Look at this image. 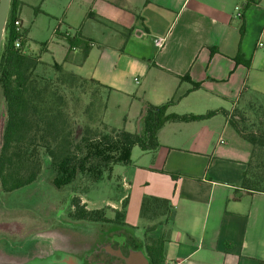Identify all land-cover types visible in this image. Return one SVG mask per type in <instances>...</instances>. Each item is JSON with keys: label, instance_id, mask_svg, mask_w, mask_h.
<instances>
[{"label": "crops", "instance_id": "0c3cea01", "mask_svg": "<svg viewBox=\"0 0 264 264\" xmlns=\"http://www.w3.org/2000/svg\"><path fill=\"white\" fill-rule=\"evenodd\" d=\"M246 1L42 0L41 8H33L34 13L44 12L58 21L54 42L43 46L49 58L31 53L98 80L111 88L108 97L114 94L121 102L136 101L130 131L141 127L145 102L160 104L175 94L180 98L168 107V113L226 111L206 119L167 121L157 133L160 145L156 149L133 146L130 163L122 164L119 176L121 186L133 194L120 197L119 204H105L120 210L131 195L139 206L147 195L169 200V217L146 232L149 222L145 220L144 232L139 233L164 238V264L264 260V193L241 188L251 147L229 122L235 110L244 111L253 104L264 107V0ZM18 2L29 41L21 6L31 3ZM104 20L111 24V31L98 25ZM76 31L93 41L84 58L81 49L70 48L64 37ZM157 37L162 39L160 46L154 44ZM192 82L199 87L191 89ZM213 99L229 107L214 106Z\"/></svg>", "mask_w": 264, "mask_h": 264}, {"label": "trees", "instance_id": "16d2710c", "mask_svg": "<svg viewBox=\"0 0 264 264\" xmlns=\"http://www.w3.org/2000/svg\"><path fill=\"white\" fill-rule=\"evenodd\" d=\"M256 1L247 0L246 4ZM18 3V0H10L0 51V93L5 103L0 143L1 191L10 192L29 185L45 169L53 172L52 182L57 188L80 175L99 181L104 173H110L113 165L130 163L133 146L141 150L156 149L160 145L157 133L165 122L200 120L218 112L226 114L223 109L203 114L168 113V107L180 98L175 94L160 104L145 102L139 116V129L129 131L105 123L103 114L111 88L30 53L27 29L18 32L14 26L19 17ZM64 37L70 48L81 49L83 58L93 44L77 31L71 35L65 33ZM235 60L247 65L239 58ZM181 78L190 80L188 76ZM199 85L192 82L191 89ZM250 108L257 109L254 120L249 121L245 110H235L229 122L251 147L241 188L249 193H264V107L253 104ZM70 201L71 216L75 219L125 224V200L120 210H114L113 217L107 216L103 208L87 209L77 195ZM171 209L168 199L144 196L140 215L149 222L145 230H152L161 219L166 220ZM144 247L155 264H164V238L145 236ZM257 264H264V260Z\"/></svg>", "mask_w": 264, "mask_h": 264}, {"label": "rangeland", "instance_id": "374dc122", "mask_svg": "<svg viewBox=\"0 0 264 264\" xmlns=\"http://www.w3.org/2000/svg\"><path fill=\"white\" fill-rule=\"evenodd\" d=\"M25 1L31 3L21 6V15L30 36L27 50L30 53L43 54L45 43L54 42L53 30L58 17L44 12L34 13L33 8H41L42 0ZM101 23L98 25L102 29L111 31L108 21ZM42 56L45 60L49 58L48 53ZM82 100H85L84 96ZM222 103L229 107V103ZM222 103L219 99H213L211 104L218 106ZM238 104L242 107V99ZM136 106V101L121 102L116 100L114 94H110L107 97L104 121L119 128L133 130ZM177 110L183 109L178 107ZM256 110L250 106L245 108L246 115L250 117L249 121L255 119ZM4 122L5 103L0 93V143ZM122 167V164L113 165L110 173H104L96 182L91 176L80 175L60 188L55 187L52 182L53 172L45 169L35 182L27 186L10 192L0 191V264H104L110 260L103 253L105 242L111 237L115 240L113 234L119 232L126 233L128 237H133L144 245L147 235L139 233L143 231L142 223L145 225L146 221L140 215V206L135 202V195L130 196L129 203L126 198L128 217L125 224L92 222L71 216L73 208L70 200L74 195L79 196L89 209L103 208L109 216H113L114 210L105 205L106 202L119 204L120 197L133 194L121 186L119 176L122 174ZM112 260L115 261V258Z\"/></svg>", "mask_w": 264, "mask_h": 264}, {"label": "flooded vegetation", "instance_id": "af4514ba", "mask_svg": "<svg viewBox=\"0 0 264 264\" xmlns=\"http://www.w3.org/2000/svg\"><path fill=\"white\" fill-rule=\"evenodd\" d=\"M113 235L116 237L115 240L111 237L105 242L103 253L109 256L110 260L104 264H155L145 251L144 245L140 246L135 238L128 237L125 233Z\"/></svg>", "mask_w": 264, "mask_h": 264}, {"label": "water", "instance_id": "95a60500", "mask_svg": "<svg viewBox=\"0 0 264 264\" xmlns=\"http://www.w3.org/2000/svg\"><path fill=\"white\" fill-rule=\"evenodd\" d=\"M9 4L10 0H0V51L3 42Z\"/></svg>", "mask_w": 264, "mask_h": 264}, {"label": "built area", "instance_id": "2783aa9c", "mask_svg": "<svg viewBox=\"0 0 264 264\" xmlns=\"http://www.w3.org/2000/svg\"><path fill=\"white\" fill-rule=\"evenodd\" d=\"M14 26L16 31L21 32L22 31V24H21V20L19 19V17L14 21ZM154 44L156 46H160L162 44V39L159 37L154 39ZM16 46H19V43L16 42L15 43ZM179 262H170V263H165V264H178Z\"/></svg>", "mask_w": 264, "mask_h": 264}, {"label": "clouds", "instance_id": "9594fccd", "mask_svg": "<svg viewBox=\"0 0 264 264\" xmlns=\"http://www.w3.org/2000/svg\"><path fill=\"white\" fill-rule=\"evenodd\" d=\"M54 239H56V237Z\"/></svg>", "mask_w": 264, "mask_h": 264}]
</instances>
